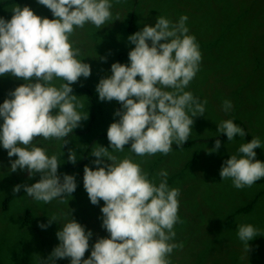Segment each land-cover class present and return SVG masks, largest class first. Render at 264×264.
Here are the masks:
<instances>
[{"label": "clouds", "instance_id": "1", "mask_svg": "<svg viewBox=\"0 0 264 264\" xmlns=\"http://www.w3.org/2000/svg\"><path fill=\"white\" fill-rule=\"evenodd\" d=\"M119 2V0H117ZM47 7L53 19L41 18L28 7L15 5L12 18L0 17V76L11 75L25 81L0 105V146L7 150L11 172L27 171L29 178L40 175L38 182L16 185L27 196L45 204L71 196L77 189L75 175H58L60 157L49 156L47 150L35 146L36 137L63 139L68 137L89 114L85 105L73 94L71 85L81 77L91 76V66L78 59L81 49L73 46L70 37L75 28L91 23L101 28L112 18L111 0H38ZM187 15L173 23L159 16L155 26L145 25L128 37L135 47L129 52L130 64L111 65V75L100 79L96 86L99 100L120 103L115 111L118 120L107 131L108 148L97 146L93 170L84 167L83 183L92 205L104 202L101 208L102 227L108 238H99L91 255L83 259L93 236L72 217L56 233L59 244L46 260L39 264H56L58 259L70 258V264H171L170 254L183 244L176 238L174 225L182 223L178 216L180 188H170L168 172L160 170L149 179L139 163L131 156L119 160L113 152H123L125 145L137 156L168 155L172 144L183 147L188 141L194 117L204 116L207 100L201 102L185 91L199 71L202 54L194 35L186 27ZM163 41V43H161ZM106 62V57L100 58ZM137 77L140 79L137 80ZM62 79L57 87L53 82ZM82 86V85H81ZM228 112L233 105L223 102ZM55 110V114H54ZM228 141L246 133L233 120L218 126ZM221 141L208 154L217 152ZM261 147L259 137L242 144L237 155L223 162L222 180L231 179L236 189L251 187L264 178V162L256 159ZM242 154V155H241ZM110 161L111 163H106ZM68 162L77 163L76 151L69 149ZM56 221L38 225L46 230ZM238 238L249 252V241L260 236V229L252 224L238 225Z\"/></svg>", "mask_w": 264, "mask_h": 264}, {"label": "rangeland", "instance_id": "2", "mask_svg": "<svg viewBox=\"0 0 264 264\" xmlns=\"http://www.w3.org/2000/svg\"><path fill=\"white\" fill-rule=\"evenodd\" d=\"M111 2L112 18L101 28L86 23L83 28H75L70 37L73 46L81 49L78 59L91 66V76L71 86L82 90L90 87L89 94L77 97L82 103L85 100L84 111L90 113L93 108L98 116L93 130L100 129L105 135L111 123L119 119L114 116L121 107L119 102L92 101L99 99L96 86L100 79L112 74L111 65L116 62L126 65L125 54L135 47L128 42L134 17L139 16L142 27L137 30L140 31L145 25L155 26L159 16L176 23L182 15H187L189 35L196 37L200 51H210H201L199 71L185 89L201 102L207 100V104L204 116L193 118L191 135L183 147H177L174 142L168 155L158 152L152 156H137L129 145H125L123 152H113L119 160L131 156L149 179L156 178L157 183V173L166 170L169 187L181 189L178 216L183 222L174 225L176 238L173 242L182 243L183 247L174 249L170 254L171 264H264V178L251 187L236 189L231 179L222 180L220 176L223 162L237 155L239 147L254 137L260 138L261 147L258 149L264 156V0ZM36 7L34 14L48 18L51 11L47 7L39 4L38 0ZM3 11L0 9V17L10 20L12 17ZM246 22L262 23V33H245L243 29L246 26L243 25ZM211 54L222 60L211 65ZM101 57H106V62ZM24 83L11 75L0 76V105L10 98L9 92ZM53 83L59 87L64 81L56 79ZM225 100H230L233 105L228 112L222 107L221 102ZM229 119L245 131L243 138L237 135L228 141L225 134L218 132L221 122ZM88 123L90 117L81 121L80 127L72 133L84 132ZM104 135L91 146L99 145L111 151ZM216 139L221 141L220 149L208 154L207 150L215 146ZM48 140L54 145H48L43 137L34 138L32 143L46 149L49 156L63 154L58 175L61 178L63 174L75 175L77 189L64 202L55 199L47 204L27 196L23 188L14 193L16 185L31 186L39 181L40 175L29 178L27 171L18 169L11 172L9 161L18 157L9 158L7 150L0 146V264H39V258L46 260L59 244L56 233L71 219L68 215L71 210L72 217L85 226L86 232L91 230L93 233L83 259L91 255L92 246L99 238L109 237L102 227L101 208L104 202L101 200L99 205H92L83 183L84 167L87 165L96 170L92 163L97 159L92 156L95 147L85 153L74 144L82 139L69 141V149L76 151L77 162L85 161L83 167L72 168L70 166L74 165L68 162L62 139ZM245 208L249 210L245 211ZM52 217H56V221L46 230L38 227L41 223L47 224ZM240 224H252L260 229V236L248 242V253L238 238ZM56 264H70V258L58 259Z\"/></svg>", "mask_w": 264, "mask_h": 264}, {"label": "trees", "instance_id": "3", "mask_svg": "<svg viewBox=\"0 0 264 264\" xmlns=\"http://www.w3.org/2000/svg\"><path fill=\"white\" fill-rule=\"evenodd\" d=\"M53 15L51 13V15L49 16V19H53ZM139 16H136L133 18V20L131 21V24H130V29H129V32L131 34H134L135 32L139 31L137 30L138 27H142L141 25V22L138 20ZM243 26H246L243 31L245 33H248V32H253V31H256V32H259V33H262V29L261 27L263 26L262 23L260 22H256V23H252V22H249V23H244ZM137 30V31H136ZM202 52H204L205 50H201ZM205 52H210V51H205ZM121 55V54H120ZM212 57L210 58V63L211 65H213L214 63L222 60V58L218 57L217 55L215 54H211ZM125 61L126 62V65H128V61H129V55L125 54ZM122 63V62H120ZM124 63V61H123ZM249 68H251V65H249ZM82 78V77H81ZM90 93V89H88V91L86 92V94H89ZM222 105H223V102H221ZM83 104L85 105V100L83 101ZM218 108H220V105H217ZM89 114V117H90V123L87 124V129L84 131V132H79V133H75L73 135L69 134L68 137L64 138V139H67L69 141H73L75 139H82L81 142H75L74 144L78 147V149L82 148L83 150H81L82 152H85V153H88L89 151H91L95 145H92L94 142L100 140L101 136H102V132L99 130H93L94 129V125H95V120L96 118L98 117L95 113H94V110H91ZM217 119H220L219 117ZM99 120V119H98ZM100 121V120H99ZM93 130V131H92ZM251 141V140H250ZM47 144L48 145H51L53 146L54 143L51 142L50 140H46ZM64 144V140L62 139V145ZM69 147H70V144L68 143L66 146H64V151L68 153L69 151ZM129 147H130V144H129ZM256 152H257V157L256 159L264 162V156L261 152V150L259 149H256ZM84 159L87 158V155L83 156ZM84 163L85 161L79 163L77 162L74 167L73 166H70L72 168H76V167H83L84 166ZM69 167V168H70ZM245 211L249 210L247 208L244 209Z\"/></svg>", "mask_w": 264, "mask_h": 264}, {"label": "crops", "instance_id": "4", "mask_svg": "<svg viewBox=\"0 0 264 264\" xmlns=\"http://www.w3.org/2000/svg\"><path fill=\"white\" fill-rule=\"evenodd\" d=\"M15 5H18L21 8L24 6H28L33 10V12L37 10L36 0H25L24 2H22V0H0V9H3L4 14L7 15L8 17H12L13 13L11 11L15 7ZM50 15H51V12L49 13V16ZM49 16H47V17L49 18ZM79 80L83 81V77L80 78ZM77 83H75V84H77ZM88 89H90V87H87L85 90L75 88V89H73L74 90L73 94H75L76 96H83V95H86V92L88 91ZM99 101H100L99 99L95 98V99H93L92 103L93 102H99ZM104 102L107 103V101H104ZM106 107L110 108V106H105L104 108H106ZM104 108H102V110ZM92 110H93V108H92ZM73 134H75V133H72L71 135H73ZM102 135H104V134H102ZM104 138H106V140H108L107 133L104 135Z\"/></svg>", "mask_w": 264, "mask_h": 264}]
</instances>
